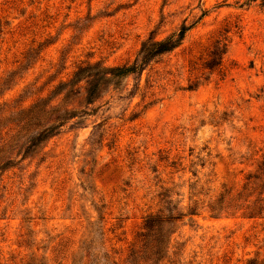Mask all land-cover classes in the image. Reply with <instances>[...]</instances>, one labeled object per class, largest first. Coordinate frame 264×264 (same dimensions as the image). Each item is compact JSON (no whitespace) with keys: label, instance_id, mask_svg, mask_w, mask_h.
<instances>
[{"label":"rangeland","instance_id":"obj_1","mask_svg":"<svg viewBox=\"0 0 264 264\" xmlns=\"http://www.w3.org/2000/svg\"><path fill=\"white\" fill-rule=\"evenodd\" d=\"M182 25L179 46L135 73L97 77L91 97L84 79L59 87L81 63L93 73L139 63L146 41ZM32 105L29 122L16 114ZM54 120L25 155L30 132ZM0 138V264L263 256L264 212L235 208L264 181V0H0ZM159 210L177 219L155 262L139 236Z\"/></svg>","mask_w":264,"mask_h":264},{"label":"trees","instance_id":"obj_2","mask_svg":"<svg viewBox=\"0 0 264 264\" xmlns=\"http://www.w3.org/2000/svg\"><path fill=\"white\" fill-rule=\"evenodd\" d=\"M191 28V26H185L182 25L176 32L172 33L171 35L160 39V40H153L150 39L146 41L141 48V58L139 63H134L132 65H124L119 66L110 69L107 72H92V69L95 68V65L91 64H78L72 72V77L70 80L67 81H60L59 87H67L71 82L74 80L80 81L82 79L85 80L87 83V93L88 96L91 97L95 90L97 89V84L94 83L98 77V80H104L107 74H110L111 77H123L130 73H135L136 71L143 68L147 62H149L154 57L172 51L174 48L179 46L181 42L183 41L186 32ZM219 45V43H218ZM225 44L220 48L219 46L216 47L213 51L209 52L210 59L206 62V67L209 69H212L213 67L220 65L222 62V56L225 53ZM30 48L29 50H31ZM101 74V75H100ZM75 84V82H74ZM37 108V107H36ZM56 113V112H55ZM58 113V112H57ZM16 114H22L25 119L28 120V122L31 119L36 118L37 113L35 111V106L32 105L29 109L26 110H19L16 112ZM57 119V118H56ZM59 120H54V122H51L50 124L42 125V129L38 131H32L30 132V136L27 138L26 142L22 145V149L24 150V154H28L31 148L37 147L40 143H42L44 140L49 138L54 134V131L60 126V123H58ZM10 129H8L9 131ZM4 137H7V132L4 133ZM1 141L7 142L6 139L0 138ZM2 142V143H3ZM28 143V144H27ZM10 164V160L1 165V168H5L7 165ZM264 165V163H262ZM264 173V172H263ZM251 178V176H248L246 179ZM255 179H258V177H254ZM251 182L245 183L242 191H239L231 196L229 195L228 201H225L222 195H220L219 200H217V203L210 204L208 207L212 213L220 214L223 210L228 209L232 206L231 202L236 200V196L242 193L243 191L247 190V187H250ZM251 195H248L243 199V203L240 206H237L235 209H244L243 214L244 216L248 218H261L263 217L262 214L264 212V181L262 190L258 192V195L255 198H251ZM240 198V197H239ZM176 216L169 213L167 216L163 215L161 210H159L156 213L148 214L142 224V233L140 234L139 238L142 241V251L149 252L150 257H153L155 259V262L160 261L164 257V253L167 252L168 249V237L170 234V223L173 220H176ZM264 241V239H263ZM264 246V242H263ZM138 252L134 251V258L138 256ZM131 254V255H132ZM89 255V262L87 264H100V260L97 259V257L93 256L92 254L88 253ZM82 259V258H81ZM81 259L78 260V263L74 264H84L81 262ZM245 264H264V255L260 257V254H256L254 257L249 258L246 260Z\"/></svg>","mask_w":264,"mask_h":264}]
</instances>
